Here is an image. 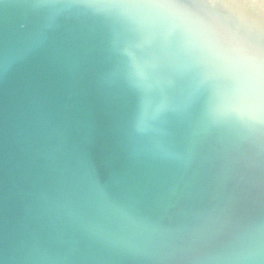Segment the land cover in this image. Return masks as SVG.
Returning a JSON list of instances; mask_svg holds the SVG:
<instances>
[{
  "label": "water",
  "instance_id": "1",
  "mask_svg": "<svg viewBox=\"0 0 264 264\" xmlns=\"http://www.w3.org/2000/svg\"><path fill=\"white\" fill-rule=\"evenodd\" d=\"M72 2L0 0V264H194L127 219L199 251L264 224V118L201 0Z\"/></svg>",
  "mask_w": 264,
  "mask_h": 264
},
{
  "label": "clouds",
  "instance_id": "2",
  "mask_svg": "<svg viewBox=\"0 0 264 264\" xmlns=\"http://www.w3.org/2000/svg\"><path fill=\"white\" fill-rule=\"evenodd\" d=\"M91 13H107L124 7L112 0H73L60 5ZM38 7V5H33ZM182 7V6H175ZM204 20L209 32L222 37L229 45V63L247 75L251 94V114L255 122L264 118V0L238 7L229 0H201L193 13ZM130 79L146 81L153 73L144 65L129 67ZM142 222L128 218L130 240L135 246L154 249L161 259L174 258L177 251L194 253V264H264V224H253L236 231L222 247L208 251L172 247L164 237L134 230Z\"/></svg>",
  "mask_w": 264,
  "mask_h": 264
}]
</instances>
